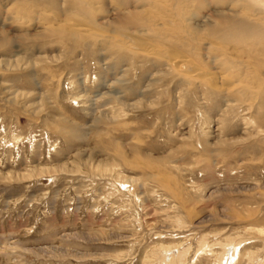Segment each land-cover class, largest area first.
Returning a JSON list of instances; mask_svg holds the SVG:
<instances>
[{"label":"rangeland","instance_id":"1","mask_svg":"<svg viewBox=\"0 0 264 264\" xmlns=\"http://www.w3.org/2000/svg\"><path fill=\"white\" fill-rule=\"evenodd\" d=\"M0 264H264V0H0Z\"/></svg>","mask_w":264,"mask_h":264}]
</instances>
